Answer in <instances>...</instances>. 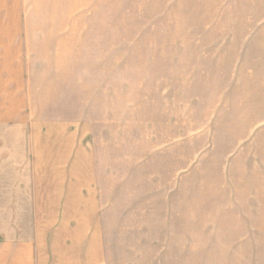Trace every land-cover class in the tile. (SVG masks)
<instances>
[{
  "label": "rangeland",
  "instance_id": "1",
  "mask_svg": "<svg viewBox=\"0 0 264 264\" xmlns=\"http://www.w3.org/2000/svg\"><path fill=\"white\" fill-rule=\"evenodd\" d=\"M46 3L35 130L0 129V241L59 184L98 191L124 261L264 264V0Z\"/></svg>",
  "mask_w": 264,
  "mask_h": 264
},
{
  "label": "crops",
  "instance_id": "2",
  "mask_svg": "<svg viewBox=\"0 0 264 264\" xmlns=\"http://www.w3.org/2000/svg\"><path fill=\"white\" fill-rule=\"evenodd\" d=\"M43 1L0 0V129L35 130L32 103L41 102L43 95L44 22L60 21L52 9L51 14L43 13ZM47 1L49 7L56 3ZM36 146L30 143V150ZM60 187L33 190V232L25 238L1 240L0 264H137L124 261L110 244L98 191Z\"/></svg>",
  "mask_w": 264,
  "mask_h": 264
}]
</instances>
